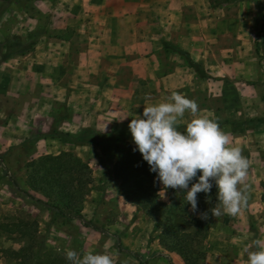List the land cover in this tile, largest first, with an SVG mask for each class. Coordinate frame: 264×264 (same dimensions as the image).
I'll return each mask as SVG.
<instances>
[{"label": "crops", "instance_id": "crops-1", "mask_svg": "<svg viewBox=\"0 0 264 264\" xmlns=\"http://www.w3.org/2000/svg\"><path fill=\"white\" fill-rule=\"evenodd\" d=\"M62 1L64 6L50 19L49 32L39 34L34 43L18 40L0 46V150L36 140L30 160L63 150L83 157L85 143L70 136L78 138L88 129L112 133L120 125H142L145 120L154 122L156 134H163L173 146L194 142L201 146L208 140L215 144L222 136L229 149L264 146L259 121L238 131L224 120L227 115L242 117L258 106V92L249 95L240 89L233 98L226 74L213 77L211 71L230 66V51H245L240 43L248 32L244 12L237 18L215 13L212 0ZM12 3L0 13V22L13 15L18 25L12 35L31 41L34 32L25 24L31 15ZM253 3L261 5L264 0ZM255 19L253 15V25ZM54 23L63 36L53 34ZM70 28L76 31L71 33ZM230 39L236 44H229ZM216 54L223 55L220 61L213 58ZM202 87L206 105L197 110L190 102ZM214 95L225 113L220 112L221 123L212 124L209 119L219 115ZM151 101L157 102V110L150 108ZM209 121V128L199 129ZM170 125L172 130L166 132ZM184 125L193 132L183 130ZM141 136L149 135L142 131ZM252 191L228 197L229 210L239 214L258 210L264 199L261 192ZM0 264L12 263L0 255Z\"/></svg>", "mask_w": 264, "mask_h": 264}, {"label": "rangeland", "instance_id": "rangeland-1", "mask_svg": "<svg viewBox=\"0 0 264 264\" xmlns=\"http://www.w3.org/2000/svg\"><path fill=\"white\" fill-rule=\"evenodd\" d=\"M14 1L15 6L20 7L22 13L31 15V20L25 24L33 30L34 36L31 41L14 37L11 30L18 23L14 20V16L10 15L0 22V46L15 44L18 40L21 44L34 43L39 34L44 33L45 30L49 32L50 19L60 11L65 2L62 0ZM212 2L215 13L225 12L232 18H237L240 12L248 15L246 16L248 32L244 39L240 40V43L244 44L245 51L242 54L230 51L227 54L230 66L226 68L218 66L211 69L212 76L219 77L222 73L226 74L229 95L233 98L240 89L246 90L249 95L257 92L260 95V103L254 109L251 107L252 110L244 113L242 117L238 114L236 116L239 117L227 115L224 120L227 121L228 126L238 131L251 126L254 120L255 123L259 121L264 126V4H254L253 0H244L241 5L236 0H212ZM220 2L227 3L218 5ZM9 4L14 3L12 0H0V13L5 9L7 11ZM253 15L256 18L254 25ZM22 23L23 28L26 27L24 22ZM59 29L54 23L52 32L57 37L63 36ZM70 29L71 33L76 31L74 28ZM70 31L67 30V32ZM229 44H236V39H230ZM221 56L223 55L216 54L213 58L217 57L216 60L220 61ZM236 60H242L243 63L236 64ZM197 67L202 74L204 69H200L199 63ZM253 86L256 87L254 90ZM199 90L196 91L197 96L193 99L194 101L190 102L194 103L197 110L206 105L203 87L201 91ZM151 103L153 105L150 108L156 109L157 102H149ZM213 104L214 109L220 105L219 97L213 96ZM230 104L232 105V102ZM216 112L219 115H213L209 119L212 124L221 123V118H224L221 113L224 114L225 111H220L218 107ZM253 113L255 115L252 117ZM210 121L198 126L199 129L209 128ZM172 128V125L168 126L166 132H170ZM182 129L189 133L193 132V129H188V125H184ZM142 131L149 136H141ZM162 136L163 134H156L155 123L147 120L143 121L142 125L130 126L129 124L127 127L120 125L118 131L112 133H92V129H88L78 138L70 136L74 142L85 143L86 148L82 149L84 153L82 158L92 167L94 182L82 204V212L86 220L98 226L99 229L84 225L78 218L58 213L54 208L31 198L16 187L12 179L16 180L23 189L29 190L38 198L45 199L42 193L30 187L28 181L27 163L35 154L31 144L36 140L1 149L0 155L4 165L0 161V255L4 256L6 261L18 264L16 251L24 246L28 249L27 253L34 250L36 255H41L45 251H53L75 262L185 264L179 253L168 251L160 244L157 236L162 227L156 224L157 221L147 216L132 202L128 204V200L124 199L119 190V179L116 177L118 153L122 148H125L128 143L154 148L163 147V144L173 146L166 143ZM261 137L264 138L263 133ZM226 139L227 137L222 136L215 144L208 140L201 146H197L195 142L183 145L182 148L186 149L191 156V169L203 166L211 178L217 179L219 192L229 193L230 196L252 189V192L264 194V146L260 145L254 149L245 146L229 149L226 146L230 143H225L228 142ZM164 168L163 178L171 177L176 172L173 164H165ZM185 186H189L188 188L192 190L188 181L185 182ZM168 192L169 190L161 183L160 194L163 200H167ZM228 199V197L223 198L211 205L210 202L198 196L193 199L184 216L188 218L202 215L203 211H199L198 206L203 200L205 201L209 225L206 237L202 238V242L194 252L197 262L264 264V205L261 204L262 206L256 211L242 210L243 212L239 214L229 210ZM109 233L117 234L124 247L140 252L144 257H148V260L140 261L128 252L120 251L116 245V238Z\"/></svg>", "mask_w": 264, "mask_h": 264}, {"label": "trees", "instance_id": "trees-1", "mask_svg": "<svg viewBox=\"0 0 264 264\" xmlns=\"http://www.w3.org/2000/svg\"><path fill=\"white\" fill-rule=\"evenodd\" d=\"M190 159L189 152L182 147L163 144V147L154 148L128 143L118 153L115 171L123 197L162 227L157 236L160 244L168 251L179 253L185 264H202L197 262L194 252L202 238L206 237L209 225L204 200L214 205L230 194L219 192L217 179L211 178L203 166L191 169ZM0 161L3 164L1 155ZM165 164L174 165L176 172L173 176L163 178ZM27 166L30 187L42 193L45 199L23 189L12 179L19 190L62 215L78 218L84 225L99 229L86 220L82 212V204L94 182L92 167L88 161L72 151L63 150L56 154H42L29 160ZM186 181L190 183L192 190L185 186ZM161 183L169 190L167 200L161 197ZM171 188L173 189L170 190ZM198 196L204 199L198 206L203 214L184 218L191 202ZM262 198L264 199V194ZM109 234L116 238L120 251H126L140 261L148 260L140 252L124 247L117 234ZM27 251L24 246L16 251L18 264H95L91 261H71L53 251H45L41 255H36L34 250Z\"/></svg>", "mask_w": 264, "mask_h": 264}]
</instances>
